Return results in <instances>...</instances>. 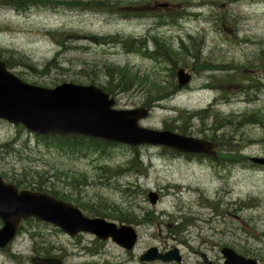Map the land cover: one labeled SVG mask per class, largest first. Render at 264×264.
Returning a JSON list of instances; mask_svg holds the SVG:
<instances>
[{
    "label": "rangeland",
    "instance_id": "obj_1",
    "mask_svg": "<svg viewBox=\"0 0 264 264\" xmlns=\"http://www.w3.org/2000/svg\"><path fill=\"white\" fill-rule=\"evenodd\" d=\"M42 1L0 6V56L13 57L11 72L51 88L62 81L85 84L83 76L97 66L103 84L102 67L109 64L137 71L140 77L156 75L167 91L178 85L176 72L183 69L191 76L189 84L148 109L139 124L151 130L173 129L180 124L181 111L206 110L202 124L192 119L188 135L215 143L221 160L187 159L162 146L112 142H105V155L87 148L70 152L66 141L62 149L53 147L21 126L0 121L1 175L22 179L23 188L64 193L70 199L65 202L83 215L97 217L100 210L103 216L98 217L132 226L137 234L132 251L109 241L100 254H91L98 250L93 235L70 237L50 224L27 220L12 243L0 249V264H32V257L44 255L63 264H177L140 262L151 248L160 253L178 249L180 264H196L195 250H202L222 264L223 247L264 264V165L252 163L264 159V0ZM62 1L72 8L59 4ZM94 1L107 6L92 11ZM168 12L181 14L177 24L157 26L153 15ZM89 35L143 39L150 52L152 38L161 37L179 54L185 52L180 40L188 48L191 36L198 43L200 62L186 53L182 61L157 62L124 50L121 43L92 44ZM20 58L30 68L15 64ZM200 63L208 69L198 70ZM114 94L116 109L143 107L145 93L139 87ZM150 192L161 196L154 205ZM116 208L123 218H117Z\"/></svg>",
    "mask_w": 264,
    "mask_h": 264
},
{
    "label": "water",
    "instance_id": "obj_2",
    "mask_svg": "<svg viewBox=\"0 0 264 264\" xmlns=\"http://www.w3.org/2000/svg\"><path fill=\"white\" fill-rule=\"evenodd\" d=\"M243 1V0H235ZM179 89L188 85L191 76L179 69L176 72ZM115 101L95 85L64 82L54 88L30 86L6 70L0 61V119L43 136H84L129 147L137 145L162 146L178 154L216 157V144L202 138L185 136L169 130H151L139 125L149 115L146 108L116 109ZM252 163L264 165V159ZM157 194L150 192L151 205ZM35 219L50 224L70 237L91 234L100 241L111 240L130 251L137 241L132 226L120 225L100 217H87L73 205L46 193L18 190L0 178V249L12 243L20 224ZM222 264H257L228 247L221 250ZM140 262L161 261L180 263L178 249L160 253L151 248L142 254ZM32 264H63L54 257H32Z\"/></svg>",
    "mask_w": 264,
    "mask_h": 264
},
{
    "label": "trees",
    "instance_id": "obj_3",
    "mask_svg": "<svg viewBox=\"0 0 264 264\" xmlns=\"http://www.w3.org/2000/svg\"><path fill=\"white\" fill-rule=\"evenodd\" d=\"M20 2L21 5L23 6H27L28 2H33V3H45V1L42 0H0V6H5L6 5H11L14 7V3ZM59 4H63L65 7L67 8H72V4H70V2L68 1H62L59 2ZM105 6H107V4L104 1H94L91 10H98V9H102L105 8ZM113 6H117L116 4H113ZM186 8L185 6L182 7L181 9ZM184 12H186V10H182ZM181 14L179 13H174V12H168L166 13L164 16H159V15H153V18L156 19V25L157 26H162V25H169V26H174L177 23V20L180 18ZM88 39V41L92 44L95 45H105L107 43H112L113 45L117 44V43H121L124 46V50L126 51H130V52H135V53H141L142 55H148L151 56L153 60L159 62L161 59L165 60V61H173L176 62L177 59H179L180 61H182L181 57L184 55V53L188 54V59H191L193 56V59L199 63L200 60L198 58V54H199V47H198V43L195 42V40L193 39V37L188 36V48L183 47V41L180 40V44L182 46V48L185 50L184 53H182L180 51V54L178 52H176L172 46L167 45V43L165 42V40L161 37H153L152 38V42H153V46L154 49L152 52L148 51V49L146 48V45H144L143 43V39H133V38H126V39H122L119 36H109V37H102V36H96V35H89L86 37ZM64 43H66L65 40L61 41L62 46H64ZM190 52L192 54H190ZM198 60H197V59ZM13 57L9 56L6 59H3L0 56V60L4 61L6 64L7 68H11L12 64L9 62L10 60H12ZM15 61V60H14ZM9 62V63H8ZM15 64L17 65H21V66H28V62L27 60L25 61L24 59L20 58V61H15ZM205 64L200 63L199 67L197 68L200 71H205L207 70L206 67L204 66ZM94 70H92V73H90L89 75H85L83 77H85V84L88 85H96L100 88H102L110 97H114V91L118 90L124 93H127L129 91L134 90L135 88L139 87V89L143 90L145 93L144 96V100L141 103V105L146 108V109H150L151 107H153L155 104L164 101L168 98H170L171 96H173L176 92H178V88L177 86L173 85V87L171 88V90H165L163 83L164 81H162L161 79H158L155 76L152 77H148L146 76L147 74H145V76L140 77L139 76V72H134L131 73L130 70L128 68H113V66L106 64L102 67V72L103 75L105 77V82L102 84L98 81V67L97 66H93ZM32 69V68H31ZM211 69V68H210ZM198 71V72H200ZM81 73V72H79ZM80 75V74H77ZM173 76V75H172ZM87 77V78H86ZM215 77V76H213ZM216 79H219L221 77H215ZM140 79V82H138ZM63 82V81H62ZM220 82V81H218ZM264 82L261 81V83ZM143 83V84H141ZM82 84V83H79ZM57 85V84H55ZM107 85H110L111 88H108ZM54 86V84H53ZM114 87V88H112ZM206 113V110L203 111H199L195 114H187L185 112H180V115L178 116V120L180 121L179 125H176L173 129L166 127L165 129L167 130H171L173 131L174 129H176L180 134L182 135H188V132L190 131V129L193 127V123L191 122L192 119L196 118L200 124H202L203 122V114ZM181 116V118H180ZM215 133V132H212ZM209 140L215 141L216 140L212 137L208 138ZM207 140V139H206ZM48 145H51L53 147H57V148H61V143L65 142L68 144V149L70 152H77L79 150H82L84 148H87L90 152V150L94 151V152H98L100 155H105V151H104V145H108L105 142H101V141H96V140H92V139H88V138H83V137H72V138H58V137H49V138H44V140ZM217 143V142H216ZM3 146H8V144H4ZM260 166V165H257ZM123 169H128V168H123ZM6 179H9L8 177H5ZM10 182H13L17 187L23 188L24 184L21 182L22 179H15L13 176L11 177V179H9ZM28 188V187H25ZM30 188V187H29ZM31 190H35V191H39V192H44L47 193L53 197H55L56 199L62 200V201H67L70 200L68 197L66 198L64 193H60L57 190H53V189H46V188H41V187H32L30 188ZM81 207H83V209L85 208L84 204H79ZM86 209V208H85ZM120 211L119 208H116L115 210ZM125 214L120 211L119 217L117 218H123ZM98 216L102 217L103 214L100 210H98ZM32 221V220H31ZM95 253V251H92L91 254ZM242 255L247 256L245 253H242ZM44 257H48V255H44Z\"/></svg>",
    "mask_w": 264,
    "mask_h": 264
},
{
    "label": "flooded vegetation",
    "instance_id": "obj_4",
    "mask_svg": "<svg viewBox=\"0 0 264 264\" xmlns=\"http://www.w3.org/2000/svg\"><path fill=\"white\" fill-rule=\"evenodd\" d=\"M176 157H181L180 154H176L175 155ZM187 159L189 157H194V158H197V159H200V158H207V156L205 155H184ZM190 159V158H189ZM212 159H215L216 162H219L221 160V158H219V156L215 157V158H212ZM158 194V200L161 199V196L159 193ZM98 217V216H97ZM108 220V219H106ZM117 225L119 226L120 224L117 223ZM98 242V250L95 251V254L98 253L100 254V252L103 250V248L109 243L110 240H106V241H100V240H97ZM112 242V241H111ZM117 246V245H116ZM162 253V252H161ZM164 253V252H163ZM195 254H196V258H197V262L196 264H215L212 260H210L207 256L206 253H203L202 250H195ZM204 255V256H203ZM258 264L260 263L259 261V258L256 259ZM140 261V260H139ZM180 264V263H179Z\"/></svg>",
    "mask_w": 264,
    "mask_h": 264
},
{
    "label": "bare ground",
    "instance_id": "obj_5",
    "mask_svg": "<svg viewBox=\"0 0 264 264\" xmlns=\"http://www.w3.org/2000/svg\"><path fill=\"white\" fill-rule=\"evenodd\" d=\"M255 165H259V164H255Z\"/></svg>",
    "mask_w": 264,
    "mask_h": 264
}]
</instances>
